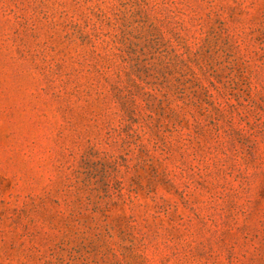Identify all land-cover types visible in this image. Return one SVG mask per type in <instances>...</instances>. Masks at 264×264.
Wrapping results in <instances>:
<instances>
[{
	"label": "rangeland",
	"instance_id": "1",
	"mask_svg": "<svg viewBox=\"0 0 264 264\" xmlns=\"http://www.w3.org/2000/svg\"><path fill=\"white\" fill-rule=\"evenodd\" d=\"M0 264H264V0H0Z\"/></svg>",
	"mask_w": 264,
	"mask_h": 264
}]
</instances>
